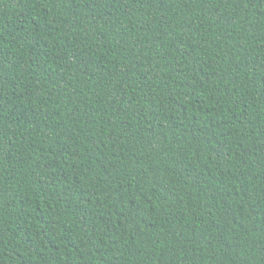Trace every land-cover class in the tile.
<instances>
[{"label":"trees","instance_id":"trees-1","mask_svg":"<svg viewBox=\"0 0 264 264\" xmlns=\"http://www.w3.org/2000/svg\"><path fill=\"white\" fill-rule=\"evenodd\" d=\"M0 264H264V0H0Z\"/></svg>","mask_w":264,"mask_h":264}]
</instances>
